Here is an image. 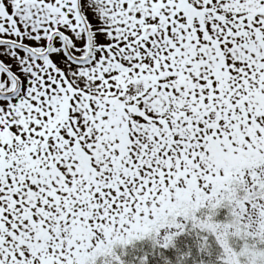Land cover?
Returning a JSON list of instances; mask_svg holds the SVG:
<instances>
[{
  "label": "snow or ice",
  "instance_id": "obj_1",
  "mask_svg": "<svg viewBox=\"0 0 264 264\" xmlns=\"http://www.w3.org/2000/svg\"><path fill=\"white\" fill-rule=\"evenodd\" d=\"M191 233L264 264V0H0V264Z\"/></svg>",
  "mask_w": 264,
  "mask_h": 264
},
{
  "label": "trees",
  "instance_id": "obj_2",
  "mask_svg": "<svg viewBox=\"0 0 264 264\" xmlns=\"http://www.w3.org/2000/svg\"><path fill=\"white\" fill-rule=\"evenodd\" d=\"M198 240L195 233L185 234L176 241V248L169 249L164 253V257L171 259L173 264H176L177 257L183 253L191 251L192 258L199 264L201 259L208 261L209 257H201L198 251ZM159 249H154L151 241L139 242L135 247L126 249L127 255H122L125 264H140L145 255L148 256L149 264H164V257L161 256ZM214 259V257L212 258ZM192 264V261H189Z\"/></svg>",
  "mask_w": 264,
  "mask_h": 264
}]
</instances>
